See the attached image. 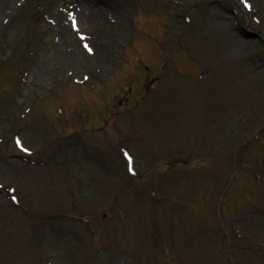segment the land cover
<instances>
[{
	"label": "rangeland",
	"instance_id": "rangeland-1",
	"mask_svg": "<svg viewBox=\"0 0 264 264\" xmlns=\"http://www.w3.org/2000/svg\"><path fill=\"white\" fill-rule=\"evenodd\" d=\"M246 3L0 0V264H264Z\"/></svg>",
	"mask_w": 264,
	"mask_h": 264
},
{
	"label": "bare ground",
	"instance_id": "bare-ground-1",
	"mask_svg": "<svg viewBox=\"0 0 264 264\" xmlns=\"http://www.w3.org/2000/svg\"><path fill=\"white\" fill-rule=\"evenodd\" d=\"M84 11H85V9H84ZM78 19L81 20L82 22H83V20L93 21L92 19H94V13L93 12H92V14H89V12L86 14L83 13V14L79 15Z\"/></svg>",
	"mask_w": 264,
	"mask_h": 264
},
{
	"label": "snow or ice",
	"instance_id": "snow-or-ice-1",
	"mask_svg": "<svg viewBox=\"0 0 264 264\" xmlns=\"http://www.w3.org/2000/svg\"><path fill=\"white\" fill-rule=\"evenodd\" d=\"M245 6H246V7L248 6L247 3H246V0H245Z\"/></svg>",
	"mask_w": 264,
	"mask_h": 264
}]
</instances>
